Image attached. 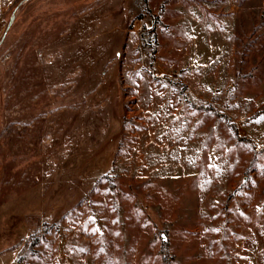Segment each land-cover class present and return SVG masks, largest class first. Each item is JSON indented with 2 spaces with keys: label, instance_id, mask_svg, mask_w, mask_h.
Here are the masks:
<instances>
[{
  "label": "rangeland",
  "instance_id": "1",
  "mask_svg": "<svg viewBox=\"0 0 264 264\" xmlns=\"http://www.w3.org/2000/svg\"><path fill=\"white\" fill-rule=\"evenodd\" d=\"M0 264H264V0L0 12Z\"/></svg>",
  "mask_w": 264,
  "mask_h": 264
},
{
  "label": "crops",
  "instance_id": "2",
  "mask_svg": "<svg viewBox=\"0 0 264 264\" xmlns=\"http://www.w3.org/2000/svg\"><path fill=\"white\" fill-rule=\"evenodd\" d=\"M14 0H0V12L2 13Z\"/></svg>",
  "mask_w": 264,
  "mask_h": 264
},
{
  "label": "water",
  "instance_id": "3",
  "mask_svg": "<svg viewBox=\"0 0 264 264\" xmlns=\"http://www.w3.org/2000/svg\"><path fill=\"white\" fill-rule=\"evenodd\" d=\"M14 18H15V14L13 13L12 16H11L10 22H9V26L12 24ZM9 26H8V27H9Z\"/></svg>",
  "mask_w": 264,
  "mask_h": 264
},
{
  "label": "trees",
  "instance_id": "4",
  "mask_svg": "<svg viewBox=\"0 0 264 264\" xmlns=\"http://www.w3.org/2000/svg\"><path fill=\"white\" fill-rule=\"evenodd\" d=\"M148 0H144V2L146 3Z\"/></svg>",
  "mask_w": 264,
  "mask_h": 264
}]
</instances>
